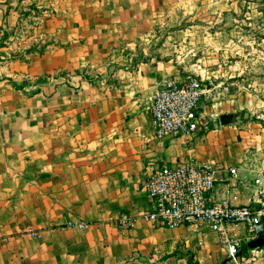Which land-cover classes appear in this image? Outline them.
<instances>
[{
  "label": "crops",
  "instance_id": "0c3cea01",
  "mask_svg": "<svg viewBox=\"0 0 264 264\" xmlns=\"http://www.w3.org/2000/svg\"><path fill=\"white\" fill-rule=\"evenodd\" d=\"M262 20L264 0H0V264H222L218 233L117 218L150 209L156 168L191 160L219 171L213 199H257L239 164L262 140ZM187 77L208 131L157 139L149 106Z\"/></svg>",
  "mask_w": 264,
  "mask_h": 264
},
{
  "label": "built area",
  "instance_id": "2783aa9c",
  "mask_svg": "<svg viewBox=\"0 0 264 264\" xmlns=\"http://www.w3.org/2000/svg\"><path fill=\"white\" fill-rule=\"evenodd\" d=\"M256 29L264 30V20ZM202 83L195 77L183 82L164 81L149 106V114L155 137L191 139L208 131V120L199 112ZM219 171L196 161H188L177 167L159 166L145 181L144 189L150 201V209L132 217L121 214L117 218L119 229H131L137 219L164 226L169 230L181 226H195L219 234V244L224 249L222 264H257L264 257L260 249L250 250L248 257H240L247 244L264 234V180L256 178L254 190L256 200L239 204L237 195L228 192L220 199H213L212 192ZM230 180L237 178V169L228 171ZM255 204V207L251 205ZM242 225L244 236L237 238L224 232V224ZM66 227L87 231L90 223L67 222ZM30 237L38 234L27 230Z\"/></svg>",
  "mask_w": 264,
  "mask_h": 264
},
{
  "label": "rangeland",
  "instance_id": "374dc122",
  "mask_svg": "<svg viewBox=\"0 0 264 264\" xmlns=\"http://www.w3.org/2000/svg\"><path fill=\"white\" fill-rule=\"evenodd\" d=\"M260 129V138L262 140L258 141L254 140V138H245L244 143L246 144V148L244 149V152L246 151L251 158L243 160L239 166L248 169L246 170L247 173L251 170V174L258 176V178L261 173V179L264 180V125H262Z\"/></svg>",
  "mask_w": 264,
  "mask_h": 264
},
{
  "label": "water",
  "instance_id": "95a60500",
  "mask_svg": "<svg viewBox=\"0 0 264 264\" xmlns=\"http://www.w3.org/2000/svg\"><path fill=\"white\" fill-rule=\"evenodd\" d=\"M238 117H239V115H237V114L221 115L218 119L219 124L222 127L232 125L237 120ZM217 178L218 177L216 174L215 179L217 180ZM263 247H264V237H259V238L255 239L254 241H251L250 243L247 244V248L250 250L259 249V248H263Z\"/></svg>",
  "mask_w": 264,
  "mask_h": 264
},
{
  "label": "trees",
  "instance_id": "16d2710c",
  "mask_svg": "<svg viewBox=\"0 0 264 264\" xmlns=\"http://www.w3.org/2000/svg\"><path fill=\"white\" fill-rule=\"evenodd\" d=\"M262 237H264V234L262 235ZM247 251V250H249L247 247H244L243 249H242V251Z\"/></svg>",
  "mask_w": 264,
  "mask_h": 264
}]
</instances>
